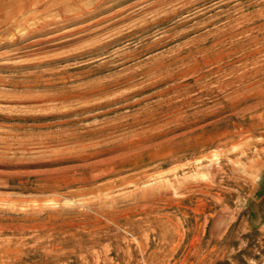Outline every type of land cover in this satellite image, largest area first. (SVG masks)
<instances>
[{
  "label": "rangeland",
  "instance_id": "1",
  "mask_svg": "<svg viewBox=\"0 0 264 264\" xmlns=\"http://www.w3.org/2000/svg\"><path fill=\"white\" fill-rule=\"evenodd\" d=\"M21 1L0 11V264H264V0Z\"/></svg>",
  "mask_w": 264,
  "mask_h": 264
},
{
  "label": "bare ground",
  "instance_id": "2",
  "mask_svg": "<svg viewBox=\"0 0 264 264\" xmlns=\"http://www.w3.org/2000/svg\"><path fill=\"white\" fill-rule=\"evenodd\" d=\"M22 1H24V0H22ZM21 1V2H22ZM33 1V0H32ZM35 1V0H34ZM43 1V0H42ZM45 1V0H44ZM77 0H51V1H49V0H47L45 3H46V5H43L44 7H43V9H49V8H51L52 6H54V5H58V7H61V6H59V4H62V3H68L69 5H73V4H76L77 2H76ZM106 1H109V0H101L100 1V4L101 3H105ZM170 1V0H169ZM188 1V0H187ZM186 1V2H187ZM18 2V1H17ZM20 2V1H19ZM36 2H38V1H36ZM171 2V1H170ZM177 2V1H176ZM183 2V1H182ZM25 3V2H24ZM10 4V6H12V4L15 6L14 8H16L18 5L16 4V0H0V11L2 12V11H4V10H2V9H5V7L7 6V5H9ZM20 4V3H19ZM67 4V5H68ZM168 4V3H167ZM189 4V3H188ZM32 5V4H31ZM35 5V4H34ZM34 5H33V7H34ZM63 5V4H62ZM98 5V4H97ZM160 5H164L163 3L162 4H160ZM171 5V4H170ZM185 5H187V4H185ZM10 6H7L8 8L10 7ZM39 6V5H38ZM82 6V5H81ZM159 6V5H158ZM165 6V5H164ZM29 7V6H28ZM130 7H131V5H130ZM166 7V6H165ZM171 7V6H170ZM182 7V6H181ZM11 8H13V6L11 7ZM13 8V9H14ZM32 8V7H31ZM57 8V7H56ZM153 8V7H152ZM158 8V7H157ZM161 8V7H160ZM162 8H164V7H162ZM12 9V11H14ZM17 9H19L18 10V12L20 13V10H23V9H25V4H23L22 3V5H19L18 6V8ZM16 9V10H17ZM148 9H151V8H148ZM184 9V8H183ZM6 10V9H5ZM8 10V9H7ZM6 10V11H7ZM52 10V9H51ZM71 10V9H70ZM80 10V9H79ZM81 10H82V8H81ZM154 10H155V8H154ZM161 10H163V9H161ZM9 11V10H8ZM11 11V12H12ZM37 11H41V9L40 10H37ZM46 11V10H45ZM45 11H43L42 13H45ZM49 11V10H48ZM77 11V10H76ZM90 11V10H89ZM17 12V15L19 14ZM85 12H86V10H85ZM95 12V11H94ZM158 12V11H157ZM9 13V12H8ZM15 13V12H14ZM28 13V12H27ZM54 13V12H53ZM58 12L56 11V15H58L57 14ZM65 13V12H64ZM92 13V12H91ZM6 14H7V12H6ZM6 14H4V15H6ZM11 14V13H10ZM13 14V13H12ZM29 14V13H28ZM27 14V15H28ZM36 15L38 14V12L37 13H35ZM34 14V15H35ZM52 13H50V15H51ZM9 15V14H8ZM7 15V16H8ZM15 15H16V13H15ZM31 15H32V13H31ZM43 16L45 15V14H42ZM22 16V15H21ZM62 16H63V13H62ZM4 17V16H3ZM31 18H32V16H30ZM35 17V16H34ZM37 17V16H36ZM45 17V16H44ZM75 17V16H74ZM73 17V18H74ZM21 18V17H20ZM25 18V17H24ZM39 18V17H38ZM60 18V17H59ZM59 18H56V19H58L59 21H60V19ZM62 18H64V17H62ZM80 18V17H79ZM106 18V17H105ZM40 19H41V17H40ZM43 19V18H42ZM46 19V18H45ZM1 20V19H0ZM8 20V19H7ZM23 20V19H22ZM28 20H30V19H28ZM34 18H33V22H34ZM4 21V20H3ZM9 21V20H8ZM19 21L20 20H18L17 22L19 23ZM31 21V20H30ZM44 21V20H43ZM10 22V21H9ZM12 22V21H11ZM26 22H27V20H26ZM29 22V21H28ZM36 22H37V20H36ZM47 22H48V20H47ZM55 22H57L56 20H55ZM3 23V22H2ZM1 23V24H2ZM22 23H24V22H22ZM30 23V22H29ZM28 23V24H29ZM41 23V22H40ZM8 24V23H7ZM28 24H26L27 26H30V25H28ZM31 24H36V23H31ZM38 24V23H37ZM47 24H49V23H45V21H44V23H41V24H39V25H34V26H32L31 28H29V30H31L30 32H28L27 33V35H25V36H29V35H34V34H39V33H48V31H47V29L48 28H46V26H47ZM51 24V23H50ZM49 24V25H50ZM17 25V24H16ZM15 25V26H16ZM58 25V24H57ZM62 25V24H61ZM14 26V25H13ZM14 26V27H15ZM27 26H25V28L27 27ZM55 26V25H54ZM56 28V27H55ZM54 28V29H55ZM78 28V27H77ZM27 29V28H26ZM13 30V29H12ZM70 31V30H69ZM79 31V30H78ZM13 32V31H12ZM52 33V32H51ZM18 34H20V33H18ZM46 35V34H45ZM35 36V35H34ZM48 36H51V35H48ZM183 36V35H182ZM20 37H21V35H20ZM24 37V36H23ZM51 37H53V36H51ZM50 37V38H51ZM17 38V37H16ZM19 38V37H18ZM22 38V37H21ZM47 39V38H46ZM41 40H43L42 38H41ZM14 41H16V40H14ZM19 41V40H18ZM22 41V40H21ZM36 41H37V39H36ZM44 41H46V40H44ZM50 41H51V39H50ZM9 42V41H8ZM12 43H13V41H11ZM38 42V41H37ZM11 43V44H12ZM31 43V42H30ZM29 43V44H30ZM41 43H42V41H41ZM35 44V43H34ZM40 44V43H39ZM38 45V44H37ZM210 45V44H209ZM95 47V46H94ZM18 49V48H17ZM16 49V50H17ZM211 50V49H210ZM197 51V50H196ZM88 52V51H87ZM203 52V51H202ZM201 52V53H202ZM197 53V52H196ZM6 54V53H5ZM190 54V53H189ZM178 55V54H177ZM188 55V54H187ZM186 55V56H187ZM191 55V54H190ZM195 55V54H194ZM224 56V55H223ZM80 57V56H79ZM168 57V56H167ZM190 57H192V56H190ZM207 57V56H206ZM244 57V56H243ZM166 58V57H165ZM189 58V57H188ZM193 58V57H192ZM192 58H190V59H192ZM178 59L179 58H177V60L175 59H172L171 61H172V63H170V62H166V61H161V62H159V63H157V61L154 63H152V74L153 75H155V76H159V75H163V74H165V76L167 75V80L169 79V80H174V78H176L178 75L176 74V75H174V74H169L170 73V67L174 64V63H176V62H178ZM163 60V59H162ZM166 60V59H165ZM193 60V59H192ZM159 61V60H158ZM185 63V62H184ZM189 64V63H188ZM148 65V64H147ZM179 65V64H178ZM207 65V64H206ZM185 66V65H184ZM184 66H182V68L184 67ZM144 67H145V65H144ZM151 67V66H150ZM150 67H148V68H150ZM148 68H146L145 70H147ZM198 69V68H197ZM144 70V69H143ZM151 70V69H150ZM191 72H193V70L191 71ZM190 72V73H191ZM132 73V72H131ZM127 74V73H126ZM130 75V74H129ZM187 75H188V73H187ZM183 76V75H182ZM197 76V75H196ZM179 77H181L180 75H179ZM153 78V77H152ZM151 78V79H152ZM178 78V77H177ZM150 79V78H149ZM163 79V78H162ZM110 81V80H109ZM112 81V80H111ZM124 81V80H123ZM166 81V80H165ZM163 82H164V80H163ZM162 82V83H163ZM115 83V82H114ZM135 84H136V82H135ZM139 84V83H138ZM95 86V85H94ZM93 86V87H94ZM143 86V85H142ZM170 86H172V85H170ZM174 86V85H173ZM140 87V86H139ZM85 88V87H84ZM189 88V87H188ZM196 88V87H195ZM94 89V88H93ZM76 91V90H75ZM140 91V90H139ZM170 91V90H169ZM168 91V92H169ZM106 92V91H105ZM23 93H25V92H23ZM64 93V92H63ZM69 93H72V92H69ZM85 93V92H84ZM100 93V92H99ZM73 94V93H72ZM75 94V93H74ZM81 94V93H80ZM108 95V94H107ZM162 95V94H161ZM85 96V95H84ZM58 97V96H57ZM83 97V96H82ZM90 97V96H89ZM46 98H47V96H46ZM78 98V97H77ZM118 99V98H117ZM50 100V99H49ZM85 100V99H84ZM85 101H87V100H85ZM118 101V100H117ZM116 101V102H117ZM70 102H72V101H70ZM115 102V101H114ZM187 101H182V104H185ZM51 103V102H50ZM132 103V102H131ZM138 103V102H137ZM158 104V103H157ZM161 104V103H160ZM171 104V103H170ZM173 104V103H172ZM72 105V104H71ZM78 105V104H77ZM159 105V104H158ZM155 106V105H154ZM157 107V106H156ZM165 107V106H164ZM145 108V107H144ZM157 109H159V107H157ZM147 110V109H146ZM148 111V110H147ZM174 111H178L177 110V108H176V106L175 105H170V106H168L167 108H162V110L161 111H158V110H153V111H150V113H148L147 114V116H145V120H147V121H149V125H151L152 127L153 126H156L159 122H160V119L161 118H163L162 120H164V122H165V124L167 123V122H169V123H172L173 121L175 122L177 119H176V115H174L175 113H174ZM149 112V111H148ZM141 115V114H140ZM127 116V115H126ZM136 116V115H135ZM161 118H160V117ZM131 118V117H130ZM141 118V117H140ZM132 120V119H131ZM130 120V121H131ZM161 120V121H162ZM146 121V122H147ZM141 122V121H140ZM134 124V123H133ZM132 124V125H133ZM161 124V123H160ZM114 125V124H113ZM159 125V124H158ZM151 126H149V127H151ZM156 127H158V126H156ZM155 128V127H154ZM148 130V129H147ZM71 134V133H70Z\"/></svg>",
  "mask_w": 264,
  "mask_h": 264
}]
</instances>
